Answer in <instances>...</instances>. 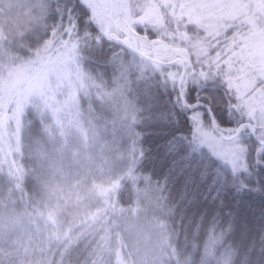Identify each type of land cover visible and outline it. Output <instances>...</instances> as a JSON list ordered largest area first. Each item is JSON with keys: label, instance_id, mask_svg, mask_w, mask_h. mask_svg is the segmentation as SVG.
Returning a JSON list of instances; mask_svg holds the SVG:
<instances>
[{"label": "snow or ice", "instance_id": "1", "mask_svg": "<svg viewBox=\"0 0 264 264\" xmlns=\"http://www.w3.org/2000/svg\"><path fill=\"white\" fill-rule=\"evenodd\" d=\"M53 11L43 35L16 42L21 56L0 55V80L39 63L55 93L56 58L78 53L87 98L113 110L111 140L37 212L38 241L0 234V264H264V0H56ZM23 123L22 103H0L6 162Z\"/></svg>", "mask_w": 264, "mask_h": 264}, {"label": "trees", "instance_id": "2", "mask_svg": "<svg viewBox=\"0 0 264 264\" xmlns=\"http://www.w3.org/2000/svg\"><path fill=\"white\" fill-rule=\"evenodd\" d=\"M39 2L41 0H3L0 3V8L4 9L0 12V55L4 56L6 65L10 57L22 55L16 42L27 47L33 33L39 31L43 35V25L55 22L56 0H49L44 19H32V15L40 13L33 7ZM35 50L34 45L32 57ZM72 54L76 74L79 54ZM63 90L65 96L69 88ZM70 91V102L62 109L64 113L59 102L54 107H44L34 100L23 104L24 123L18 136L20 152L8 155L7 162L0 154V234L7 239H19L24 244L29 242V237L38 241L37 228L42 227L43 219L37 212L54 209L81 174L100 163L105 141L111 140L112 108L101 106L94 97L89 100L86 85L77 78ZM62 95L52 97L51 102L60 100ZM13 160L16 164L10 170ZM14 185L15 195H12ZM78 247L82 248L83 243Z\"/></svg>", "mask_w": 264, "mask_h": 264}, {"label": "rangeland", "instance_id": "3", "mask_svg": "<svg viewBox=\"0 0 264 264\" xmlns=\"http://www.w3.org/2000/svg\"><path fill=\"white\" fill-rule=\"evenodd\" d=\"M35 58V54L32 57ZM56 70L63 75L65 83L62 88L58 89L53 93L48 87L47 78H41L42 75V66L39 63L33 64L28 67V69L21 70L17 73L12 80H8V71L3 75V79L0 80V103L8 101H15L17 104H25L29 100H34L42 103L44 107L46 105H56V102H59L61 111L66 107V104L70 102L69 98L71 97V89L74 83L76 82V74L74 70L73 54L66 53L62 50V55L57 57ZM20 65L16 64L13 69L19 68ZM246 86V84H245ZM69 88L63 96V89ZM58 95H62L60 100L52 101ZM67 111V108H65ZM64 113V112H63ZM83 135L82 138H84ZM16 141L14 140L13 143Z\"/></svg>", "mask_w": 264, "mask_h": 264}]
</instances>
